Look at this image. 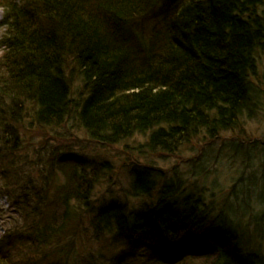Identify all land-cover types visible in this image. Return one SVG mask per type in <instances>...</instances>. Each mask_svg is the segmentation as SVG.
<instances>
[{
    "label": "trees",
    "instance_id": "trees-1",
    "mask_svg": "<svg viewBox=\"0 0 264 264\" xmlns=\"http://www.w3.org/2000/svg\"><path fill=\"white\" fill-rule=\"evenodd\" d=\"M0 4V130L9 140L0 156L18 152L24 122L58 129L74 119L101 147L132 141L150 158L178 159L165 174L153 160L129 167L128 197L147 202L136 208L96 203V189L114 184L111 161L52 147L48 173L38 167L46 188L18 194L33 221L10 235L0 264H264V200L239 197L244 179L224 187L220 174V163L241 170L249 150L264 149L239 136L264 111V0ZM78 244L83 262L71 263Z\"/></svg>",
    "mask_w": 264,
    "mask_h": 264
},
{
    "label": "rangeland",
    "instance_id": "rangeland-1",
    "mask_svg": "<svg viewBox=\"0 0 264 264\" xmlns=\"http://www.w3.org/2000/svg\"><path fill=\"white\" fill-rule=\"evenodd\" d=\"M161 6L162 4L158 5L159 8H161ZM157 12L158 9L156 10V13ZM1 15H2V8L0 4V17ZM148 23L149 24L147 25V27L152 22L148 21ZM135 26L136 24L132 25L133 28H135ZM1 52L2 51L0 50V54ZM261 63H262L261 69L264 71V56L261 59ZM261 112L263 114H259L255 120L245 123V128L243 131H241L242 134L239 135L243 137V140L247 142H251L254 140L264 141V111L261 110ZM65 120L67 121V119ZM28 123L29 121L24 122V124H22L21 130L19 131L20 143L16 155L14 157L13 156L7 157L6 154L0 156V192H2L4 195L8 194L7 195L8 197L6 196L7 198L5 196L3 198H0V211H2L1 213H3V217H4L0 219V225H4L3 227H0V236L5 234L9 229H13V224H12L13 219L14 217L16 218L17 216H19L16 207L13 206L9 201V199H13L14 196L8 192L9 189L5 186L7 180L5 179V176L7 174H9V176L21 175L20 177V179H22L21 182H23L24 180L29 182L24 184L26 185V188L29 190L31 188L29 186L30 183H34L41 176L40 172L48 173L50 169L49 154L51 152L52 147L53 148L61 147V149L64 150L70 149L71 153L84 156L87 159H91L93 157L94 158L104 157L109 161H111L115 166L114 184H112L109 187L106 185H102L101 188L99 187V189H96L94 194L95 197L94 199L96 203H100L101 200L110 199L111 197L112 200L121 203L126 202L130 206L136 208H138V206L142 203L147 204V202L146 200L135 199L136 197L129 198L130 197L129 175L127 173L129 167L131 168V166L135 165L139 169H142L143 167H145L146 164H149L153 160L155 168L164 170L163 173L165 172L170 173L172 166L176 165L175 163L178 161V159L175 160L176 158H170L171 156L165 157L163 160L150 158L149 155L144 153L142 148H138L134 143H132V141L121 143L118 146L101 147L97 144H94L93 142H90L89 139L85 137L81 131L76 129V121L74 119H71L65 124H62L63 127L56 130L38 128L33 126L32 124L29 125ZM64 127L67 130H65ZM227 135L231 136V134H227ZM232 136H238V135H232ZM4 139H6L5 134L3 131L0 130V151L1 149H4L7 146V144H9V140L7 143H5ZM141 141L142 139L140 138L137 140V143ZM259 148L261 149V147ZM193 149L195 150V145ZM242 149L247 150L246 144L243 146ZM249 154L254 159L252 161L250 160L249 162H246L247 160L246 158V160L243 161L245 162L244 166H246L247 163V166H249V168L247 167L245 168L242 165L243 168L239 167L241 170L236 171L235 167L240 162H237L238 164L236 163V165L232 166L229 161H224L223 163H220V169H221L220 174H223L222 176L223 181L224 184H226V186L224 187H229L230 185H232L234 182L237 181L238 177L243 178L244 182L241 185H244L245 188L244 190H241L242 189L241 185L239 186V190H240L238 191L239 197H244V196L248 197V194H250V199H251L250 201H252V203H256L257 197L259 195H261L262 199L264 200V168H261V162L262 161L264 162V149H261L258 152L249 150ZM186 158L195 159V151L191 154H185L184 159ZM215 166L216 165L214 164L213 168ZM38 167L40 172L38 170ZM181 167H182L181 168L182 175L185 176V179H189V178L193 179V177L195 176V169L191 171L189 169V165L187 164H183ZM185 169L189 170L188 171L189 173H186ZM253 175L255 177L251 178ZM169 176L170 175H168V177ZM261 178H263V180H260ZM165 179L168 178L166 177ZM169 182L170 180H168V183ZM45 188L46 187H44V189ZM246 212L249 213L251 212V210L248 211L246 210ZM253 213H257V212L254 211ZM262 242H263L262 247L264 250V236L262 237ZM80 245L83 248L86 247L85 244L80 243ZM80 245L78 249L81 248ZM79 251H80L79 254H81V256L77 253L75 257L71 258V262L73 263L83 262V259L81 258L84 253L80 249Z\"/></svg>",
    "mask_w": 264,
    "mask_h": 264
},
{
    "label": "bare ground",
    "instance_id": "bare-ground-1",
    "mask_svg": "<svg viewBox=\"0 0 264 264\" xmlns=\"http://www.w3.org/2000/svg\"><path fill=\"white\" fill-rule=\"evenodd\" d=\"M2 225H0V227H1ZM160 230H161V232L163 233L164 232V228H160ZM170 233L171 232H168V234H166V236L164 237V240L166 239V238H168L169 236H170ZM245 241H247V239H244ZM177 247V246H176ZM13 253V252H12ZM12 253H11V251H6L5 252V254H6V256L7 257H9L10 255V259H11V257H12ZM186 253V252H185ZM12 260V259H11Z\"/></svg>",
    "mask_w": 264,
    "mask_h": 264
}]
</instances>
